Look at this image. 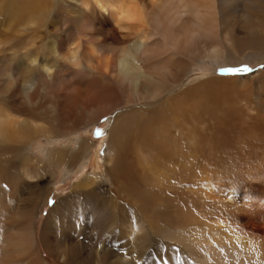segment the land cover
<instances>
[{
    "label": "bare ground",
    "instance_id": "1",
    "mask_svg": "<svg viewBox=\"0 0 264 264\" xmlns=\"http://www.w3.org/2000/svg\"><path fill=\"white\" fill-rule=\"evenodd\" d=\"M110 2L117 4L119 0H110ZM142 3L145 15L144 24L139 27V31L121 35L115 30L109 15L100 13L94 5L91 11H85L80 5V0H0V14L4 16L6 21L2 24L6 30L2 33V38L6 45L1 50L10 46V50L16 49L22 52L21 56L26 60L23 68H17L18 74H20L18 77L23 79L21 76H24L25 79L27 73L30 74L34 71L42 72L44 77L49 76L43 70L44 66H48L42 63L43 60L41 61L39 58V64L35 66L31 64L34 58L42 56L40 54L43 51L42 45L39 49L34 46L35 39L43 34L41 31L45 23L48 22L49 24L46 28L49 29L51 34L53 33L51 38L54 41L48 45L45 56L54 57L57 50L60 53L61 51L65 52L66 46L63 45L60 39L59 42L55 39L56 33L59 31L58 23H60V26L65 27L66 18L69 20L74 17L79 21L77 22L80 25L79 29L84 26L90 33L88 41L92 43V46L88 47L82 43L80 66L79 68L72 66L74 69L72 71L80 76L87 75L84 78L93 77L105 84L106 82H112L108 88L111 91H115L118 87L125 95L123 105L114 108L113 111L106 114L99 115V112H97V115L96 113L94 115V112H92L95 109L94 103L96 102L94 100H98V94L95 93V96H92V93L85 94L87 93L86 91H81L79 96L74 93L79 98L73 99L69 95L70 92H66L68 93L66 95L71 97L70 101L67 103L66 100H61V98L59 101H64V104L67 103L69 110L66 112L68 113L56 112L55 107L49 104L50 115L47 117L46 122L51 124H40L36 122L37 119L22 118L21 115H18L20 112L13 113L14 109L28 108L29 102L26 98L9 99L10 97L6 95L7 93H3L6 92L3 87L4 91L2 90V93L0 90V94H3L0 98V173L3 171L2 161L7 159V156L4 157L3 155L8 153L12 158L16 159L19 167L9 171L6 176L7 180L15 189L23 191L19 181L21 183L22 180L24 184V182H28V179L43 177L45 173L53 176L54 172L51 168L54 165L60 166V164L67 162L69 158L71 162H75L77 159L74 158L77 155L85 158L89 157L88 155L91 154L89 151L92 148L90 139L81 138L75 151L66 150L67 146L61 149H53V144L50 148H43L42 153L45 158L40 159L39 162L36 161L38 158L32 155L30 147L39 135L51 138L60 134L62 137L63 135L67 136L80 127L87 129L89 125L99 121L98 119L104 118L109 122L107 125L109 138L106 141L103 161L108 165L109 170L117 169L118 173H122L125 167V163L123 165L122 162L128 163L129 160L127 158L135 156V161L141 162L139 159L149 155L150 151H156L157 153V157L152 158L149 167L142 169L141 175L138 174L141 177L138 176V178L136 174V180L146 185L144 189H137L138 186L136 188L133 187L135 184L133 186L130 185L128 189L120 188L125 196L137 199V208L141 213V218L139 215L134 216V218L130 217V215L126 219L125 225L119 228L118 235L122 233L125 245L121 247L123 248L121 252H116L118 256H114L116 249L110 250L115 257V264H132L133 259L141 252L140 250L143 247L142 243L139 242V234L144 229L176 239L189 247H197L196 250L200 251V254H198L201 264H264V245L259 243L258 240L242 237L232 230H228L220 221H218L220 223L216 224L208 223L202 217L203 213L199 217L195 212H191L185 203L173 202L167 190H162L161 186L170 187L172 178L177 181L182 176L178 177L175 175L177 174L176 172H171L173 169L170 170L159 165V157L165 155L172 157L173 152L176 153L175 150L170 151L171 148L169 149V146H172V142L169 143L168 139L171 138V141L178 139L173 131V129L180 130L177 126L179 123L177 116L178 114L181 115L180 113H184L186 109L184 104L187 96L190 98L194 96L189 92L188 85L186 86V83H188L186 78L188 76L184 79L187 71H190L194 65L199 66L204 59H210L220 68L228 64H238L241 60L244 61L248 54L255 52L260 54V60L264 62V0H142ZM58 5L64 11V14H61L63 20H48L47 18L54 14L53 12ZM88 16L94 19L93 24L88 23V19L85 18ZM97 16L101 17L104 24H101L102 21L100 23L95 22ZM108 24L110 27L107 28L108 33L105 34L103 29ZM31 48H34L37 54ZM112 53L113 56L115 55L114 57ZM1 75L6 77V80L9 79L10 82L14 79L12 74ZM74 78L76 81L75 76ZM91 78L89 79L91 80ZM78 79L80 80V78ZM227 79H211L209 80L211 81L210 84H206L203 87L197 84V86L193 87L194 91L200 93L203 97L201 99L202 105L193 98L195 103L189 107L190 111L200 113L204 111L209 115L208 117L215 116L216 118L213 136L210 135L208 138L212 150L224 143L231 144L230 141H225L226 137L230 140V134L222 126L228 124L220 121V118H217L218 114L221 117H227V119H234L235 122H233L235 124L238 123L235 126L233 138L243 137L244 126L239 120L240 114L237 115L232 105L226 106L227 101L221 99L232 88L229 87L231 84L229 81H232L231 85H235L240 89H251L252 101L250 102H253L257 111H260L257 114V123L264 127V70H256L246 76L236 74L229 78V81ZM14 82L17 83L18 81L14 80ZM19 82L20 84L24 83L23 80V83ZM77 82L81 84V81ZM87 83L89 82L86 81L84 84ZM61 84L57 86L59 89H61ZM91 85H88V87H91ZM20 87L22 88V86ZM72 87H65V89L74 91V86ZM19 88L17 87V89ZM84 88L86 89L87 86ZM90 89L89 92H91ZM27 93L29 92L27 91ZM206 98L209 103L205 106L204 99ZM190 100L189 102H192ZM162 114H166V116ZM62 117L65 120V128L70 127L67 130L64 129L65 131L61 128L64 122ZM193 117L195 118V116ZM79 119H81L80 122ZM229 126L231 125L229 124ZM55 127L60 130L59 134L56 133L58 130H55ZM255 133L257 134V130H255ZM247 134L250 136L249 141H258V149L264 146L260 144L259 136L252 138L254 134L252 130H248ZM190 135L182 133V136H186L185 138L196 141V137L193 134ZM248 140L247 142L249 143ZM128 145L131 146V151L134 149L131 157L128 155L130 152ZM174 145L177 146V144ZM169 151L172 154L167 153ZM263 153L261 157L258 155L262 160L261 162H264ZM196 156L193 155L194 158ZM214 157H216L215 154ZM163 158L165 159L166 156ZM261 162L259 161V163ZM129 163H132L131 160ZM130 164H127L129 168ZM74 165L72 167H75ZM17 169L20 170L18 171ZM131 170L133 171V169ZM180 172H184L188 176L189 174L199 175L200 171H198L194 163H191ZM102 176H105V174L100 175L98 172L88 173L75 181L72 186L73 195L86 196V200L91 203L89 206L92 205L94 207H92L93 220H89V222H92L91 227H82V230L79 231L78 226L83 224L79 219H82L80 218L81 214L84 216L86 213H67L71 206L70 204L66 205L68 203L65 204L62 199L57 201L49 210L42 223L40 242L52 257L67 261L70 264H105L106 254L109 253V250L105 249L106 246L100 245L103 244L102 240L105 234L116 236L118 229L115 231L114 227L118 225L117 222L119 220L116 217L117 213L114 212L117 200L115 201L105 192L99 191V186L103 187ZM209 177H207L206 184L204 182V186L200 187V190L207 196L216 197L218 193V190L215 189L216 184L209 181L211 179ZM118 183L121 185L120 182ZM13 191L12 188L11 192ZM6 194V191L0 188V264H44L34 249V230L32 227L36 219L38 201L42 198L41 194L35 195L34 192V195L18 197L20 205L17 204L18 202L11 201V199L8 200L9 198L5 197ZM70 201L76 203L78 199L74 197L72 200L68 199V202ZM88 216L90 217V215ZM76 218L79 219L77 220ZM68 222H72V228L66 227L65 224ZM92 242L98 243V249H94L95 244ZM91 244L93 247H91ZM203 248L212 251L214 257L219 255V259L214 258L216 260L215 263H210L204 259V257L208 256L201 252ZM111 259L113 260V258L109 260Z\"/></svg>",
    "mask_w": 264,
    "mask_h": 264
},
{
    "label": "rangeland",
    "instance_id": "2",
    "mask_svg": "<svg viewBox=\"0 0 264 264\" xmlns=\"http://www.w3.org/2000/svg\"><path fill=\"white\" fill-rule=\"evenodd\" d=\"M53 13L54 14H51L50 17L47 18L48 20H50V21H54L55 19L63 20L61 14H64V11H63L61 6L58 5ZM85 18L88 19L89 24H93L94 19L91 16H88ZM4 19H5L4 16L0 14V22H1V26H0L1 27L0 28V50L2 47H4L6 45V43L4 44V39L2 38L3 37L2 33H4L6 31L5 26L4 25L2 26V24H4V22H6ZM66 19L67 20H65V27L60 26V23H58L59 24V31H58L59 34L56 33V36H55V39H57V42H59V39H60V41H62L63 45L67 47V45L69 43L73 42L74 40H76L78 36H82V37H86V39H84L82 43L88 47L92 46V43H90L88 41V37L90 36V33L88 32L86 27L82 26L79 29L80 25H79V23H77L79 21H77V19H75L74 17L70 18L69 20H68V18H66ZM101 21H102L101 17L97 16L95 22L100 23ZM66 22H67V24H66ZM48 24H49L48 22L45 23V26H44L43 30L41 31V32H43V34L40 35L39 38L36 37L37 40L35 39L36 42H35L34 46L39 49L40 46L42 45L43 51L40 54L42 56H39V58L41 61L43 60L42 63H45L49 67L55 69V71L52 75L44 77L42 72L34 71L33 73H30V74L27 73L25 76V79H24V76H21V77H23V79H22V78L18 77V75H20V74H18L17 68L18 67L23 68L24 64L26 63L25 58H23L21 56L23 53L16 50V49L10 50V46H7V47L3 48V50L0 51V68H1L0 69V90H1V93L3 90L2 88L4 87L5 88L4 90H6V92H3V93H7L6 95L10 97L9 99H17L18 100L19 98H26L29 102V106H27L28 108H22L20 110L14 109L13 113L16 114V113L20 112L18 115H21L22 118L25 117L26 119L27 118L37 119L36 122L40 123V124H51L49 122H46L47 117L50 115L49 114L50 108H48L49 104L51 106L55 107L56 112H64L63 114L68 113V112H66L69 110L67 103L70 101L71 97H73V99L77 98L80 95L81 91L82 92L86 91L87 93H85V94L92 93V96H95V93L98 94L97 95L98 100L97 99L94 100V102H96V103L92 102V103H94V108H95L92 111V112H94L93 113L94 115H95V113L97 115V112H99V115L106 114L108 112L113 111L114 108H117L118 106L123 105L125 95L122 93V91L118 87L115 91H111L108 88L112 84V82H106V84H105V83H102V81H98L97 79H95L93 77H92L93 80H96L97 82L93 81L92 78L89 76L88 77L91 78V80L89 78H84V76L87 77V75L84 74L83 76H80L76 72L72 71V70H74L72 66L70 67L69 64L59 60L56 56H54V57L45 56V53L47 52L48 45L54 41L51 38L53 36V33L51 34L49 29L46 28L48 26ZM75 24H76V26H75ZM101 24H104V22L102 21ZM71 25H72V27H71ZM109 27L110 26L108 24L107 27L104 28L106 30L103 29V33H105V34L108 33L107 28H109ZM72 31H73V33H71ZM97 36H99V35H97ZM31 49L33 50L34 53L37 54V52L34 48H31ZM62 50H63V48H62ZM61 53H64V51H61ZM112 56H113V53H112ZM259 56H260V54L258 52H255L252 54L250 53L247 55V57L245 58L244 61L241 60V62L238 64H228V65L220 67V68L217 64L212 62L210 59H204L203 62L201 64H199V66L194 65L190 71H187V75L186 76L184 75L185 76L184 79L188 76V78H186V80L188 82V83H186V86L188 85L187 87L189 88V92L194 95L193 98L196 100V102H198L199 104L202 105L201 99H202L203 95H200V93H196L194 91L193 87L197 86V84H198V86H202V87L205 86L206 84H210L211 81H209V80H211V79H219V78H225V79L228 78L229 79V78H232L236 74L229 73V72H222V70H226V69H230V68H238V67H241L243 65H247L250 68L255 69V71L256 70H262L261 65H264V62L260 60ZM16 62H17V64H16ZM255 71H253V72H255ZM253 72H251V73H239V74L242 76H246V75L252 74ZM1 74H6V75L12 74L13 78H14L13 81L14 80L18 81L17 83L15 82L16 87L14 86V88L11 90L10 93L8 92L7 87H5L8 85L7 83H10V81H9V79L6 80V77H4ZM46 75H48V74L46 73ZM74 76L76 77V81H75ZM78 78H80V80ZM87 79H89V80H87ZM22 80L24 81V83L22 82ZM85 80L89 83L84 84L86 82ZM204 80L207 82H205ZM19 81H21V83H23V84H20ZM77 81H81V84H80V82H77ZM83 81H84V83H82ZM58 82H60V83H58ZM94 82H96V83H94ZM229 82L232 84V81H229ZM61 83L63 84L64 87L62 86ZM78 83H79V85H78ZM91 83H93V84L91 85ZM55 84H57V85H55ZM59 84H61V89H59L57 87ZM231 84L229 86V87H232L231 90H229L227 92V94L221 99H225L227 102H229L228 104L226 102V106L232 105V108H233V110H235L237 112V115L240 114L239 120L241 121L242 125L244 126L243 137L233 138V135L235 133V128H236L235 126H237L238 123L235 124L234 119L233 120L231 118L227 119V117H225V116L221 117L218 114L217 118H220V121L228 124V125L225 124L222 126H224L225 131L227 130L226 132L230 134V136H229L230 140L226 137L225 141H230L231 144H225L224 143L221 146H218L217 148H215V150H212L211 144H210V142H208V138L210 137V135L213 136L216 118H215V116L208 117L209 115H207L206 112H204V111H201V113L195 112L192 110L190 111L189 107L195 103V100H193V98H190L189 96H187L185 104H184L186 107L184 113H186V114L184 115V113H180L181 115L178 114V116H177V121L179 120V123H180V121L182 123V124L181 123L179 124L177 122L178 123L177 126L179 127L180 130L173 129L174 135H175V137H178V139L177 140L173 139L171 141L170 140L171 138L168 137L169 138L168 142L169 143L172 142V146L171 147L169 146V149L171 148L170 151L175 150L176 153L173 152V154H172L169 151L167 153H171L172 157L171 156L168 157L167 155H165L166 156L165 159L163 158L165 156L159 157L160 158V160H159L160 166H163L164 168H168L170 170L173 169L171 172H176L177 173V174H175L176 176H178V177L182 176V177L179 178L177 181H174L172 178V180H170L172 182V185L170 187H164V186L162 187L161 186V189L164 191L167 190V193H169L170 198L173 202H179L181 204L185 203L187 205V207L191 210V212H193V213L195 212L196 215L197 214L199 215V217H201V214L203 213L204 215H202V217L205 218V220L208 223L216 224V223L221 222V224L223 226H225L228 230H232L233 232H235L238 235H241L242 237H249V238H253L255 240H258L259 243L264 245V162H261L262 160L260 159V157L262 156L261 154L264 152V146L261 148L259 147L260 149H258V147H257L258 141L257 142H254L253 140L249 141L248 139L250 136L247 134L248 130L249 131L252 130L254 133L252 135V138L255 136H259L260 141H261L260 144L264 145V142H263V140H264V127L260 126V123L259 124L257 123L258 122L257 114H259L260 111L259 110L257 111L253 102H250V101H252L251 89H246V90L242 89V88L240 89V88L236 87L235 85H231ZM71 85L74 86L75 90H77L76 92H74L75 90L69 91V90L65 89V87L73 88ZM88 85H91V87H88ZM93 85H94V87H93L94 90L92 91ZM20 86H22V88ZM78 86L80 87L81 90L79 89ZM86 86H87V88L85 89L84 87H86ZM17 87L18 88L20 87V88L17 89ZM55 88H57L58 90ZM90 88H92V89H90ZM83 89H85V90H83ZM89 89L91 90V92H89ZM236 90H238V91H236ZM27 91L29 93H27ZM66 92H68V93L70 92L69 95H71V97L66 95V94H68ZM74 93H77L78 96H75L77 94H74ZM2 95L3 94H0V98L2 97ZM60 98H61V100L62 99L66 100L67 103L64 104V101H61V100L59 101ZM190 99H192V100H190ZM189 100L192 102H189ZM204 100H205V106H206V104L209 103V100L207 98ZM118 101H120V102H118ZM98 102H100V103L98 104ZM232 102H234V103H232ZM3 106H5V105H3ZM17 110H19V111H17ZM92 112H91V114H92ZM31 114H33V115H31ZM58 115H60V114H58ZM162 115L166 116V114H162ZM201 115H204V116H201ZM193 116H195V118ZM77 117L79 118V116H77ZM191 117H193V119H191ZM62 118L64 120V117H62ZM80 120L81 119H79V122H80ZM98 120L99 121H97L93 125H89L87 129H84V127H80L77 130L72 131V133L68 134L67 136L63 135V137H62V135L60 134V135H56L54 138H51L49 136H48L49 137L48 138L46 136L39 135L37 137V139L31 144V147H30L32 155H34V156H36V158H38V160H36L37 162H39L40 159L45 158V156L42 153V150H44L43 148H47V147L50 148V146L53 144L52 145L53 149H61L65 146H67L68 148H66V150L75 151L77 146H79L77 144H79V140L81 138L90 139L92 141V148L89 151L91 154H89L88 155L89 157H87V158H85L84 156L77 155L74 158V159H77L75 162H71L70 158H69V159H67V162H65L64 164H60V166L58 165L59 167L57 165H54L51 168V170L54 172L53 176H50L49 173H45V175L43 177L36 178V179H28V182L26 181L27 183L24 182V184H23L22 180H21V183L19 181V185L22 186L21 189L23 191H21L19 189H15L8 182L7 177H6L11 169H16L19 167L18 162L16 161V159L12 158V156H10L8 153H7V155L6 154L3 155L4 157L7 156V159L5 161H2L3 171H2V173H0V176H1L0 188L3 191H6L7 194L5 197H7V199L9 198L8 200H10V199H11V201L13 200V202H18L17 204H19V198L20 197L22 198V197H25L26 195H30V194L34 195L33 194L34 192H35V195L38 193L41 194L42 198L40 201H38L39 206H38V209L36 211L35 223L33 224L32 227L34 230L33 231L34 249H35V252L40 257V260L44 264H70L67 261H63L60 259H56L55 257H52L49 253H47L46 249L43 247V245L40 242V231H41L42 223H43L45 217L47 216L49 210L54 206V204L57 201H60L62 199L65 202V204L68 203L66 205L70 204L71 207L69 210H67V213H71V212H73L74 214H76V213L80 214L81 212L84 214L86 213V215H84L85 217L83 216V214H81L80 218H82V219L76 218L77 220L79 219V221L83 223L82 225L78 226L79 231L82 230V227H87V226L91 227V225H92L91 224L92 223L91 221L93 220L92 210L94 207L92 205L89 206L91 203H89V201L86 200V196L76 195V194H75L76 195L75 196L72 193V186H73L74 182L79 180L83 176L87 175L88 173L98 172V173H100V175L104 173L105 176H102V178H101V180L103 182V187L99 186L100 187L99 191H103L108 196H110V198H113L115 201L117 200L116 201L117 206L114 208V212L117 213L116 217L119 220V222H117L118 225H115V227H114L115 231L118 229L116 231L117 234L115 237L109 236L108 234H105L103 237V240H102L103 244L100 245V246H103V245L106 246L105 249L109 250L108 251L109 253L106 254L105 264H115V261H114L115 257L114 256L115 255L118 256V254L116 252H118V253H119V251L121 252V249H123L121 247L123 245H125L123 242V241H125L123 239V235H121L122 233L118 235V231H119V228H121L125 225L126 219L130 215H131L130 217H132V218H134V216H136V215H139L141 218V213L137 208L138 207L137 199L131 198L129 196H125L123 194V192L121 191V189H123V188L128 189L130 187V185L133 186V184H135V186H133L135 188L138 186L137 189H140V190L144 189L146 185L142 182L137 181L136 178L139 175H141L140 173H142V171H141L142 169H147L149 167V164H150L152 158L153 157L155 158L157 153H156V151L155 152L150 151L149 155L143 156L142 158L139 159L141 162L135 161V158H134L135 156L132 158H127V160H129V162L131 160L132 163L130 164L129 162L128 163L122 162L123 165L125 163L124 171H126V172L123 171L122 173H118L117 169H113L112 171L109 170L108 165H106L103 161L104 152L106 149V141L109 138V136H108L109 134L107 135V132H108V126L107 125L109 122L107 120H105L104 118H101ZM227 121H230L231 123L227 122ZM79 122H78V124H80ZM229 124L231 126H229ZM52 126H54V125H52ZM62 126H61V128H63V130L64 129L67 130L70 128V127L65 128L66 127L65 126V120H64ZM76 126H79V125H76ZM181 127H183V128H181ZM97 128L101 129L102 133H103L99 137L96 136ZM55 130H58L56 132L57 134L60 133L59 132L60 130L57 127H55ZM255 130H257V134L255 133ZM64 131H61V132H64ZM182 133L185 135L186 134L187 135L193 134L196 137V141H192L188 138H185L186 136L185 137L182 136ZM247 136H248V138H247ZM200 137H202V138H200ZM200 139H201V141H200ZM203 139H205L207 141H204ZM246 139L249 141V143L247 142ZM173 144H177V146L176 145L173 146ZM253 145H255L256 147L255 146L253 147ZM175 146L179 150H177L175 148ZM178 146H179V148H178ZM128 147H130V152L128 155H129V157H131V156H133L131 154H133L132 152L134 151V149H133V151H131V149H132L131 146L128 145ZM234 149H235V151H234ZM199 150L200 151L202 150L201 152L203 154ZM247 151H249V152H247ZM190 153H192V154H190ZM205 154H207V155H205ZM214 154L216 157H214ZM193 155H197L196 158H194ZM258 155H260V157ZM173 156H174V158H173ZM249 156H251V157H249ZM161 158H163L164 160ZM13 159H14L15 163L13 162ZM195 159H197V161H195ZM259 161L261 163H259ZM134 162H137V163L134 164ZM162 162H164V163H162ZM147 163H148V165H147ZM169 163H171V164H169ZM189 163L190 164L194 163L195 167L198 169V171H200L198 173L199 175L189 174L188 176H186L184 172H180V171H183L184 168L187 167V165L189 166L190 165ZM200 163H201V165H200ZM127 164H130V168L127 166ZM197 164H198V166H197ZM73 165L75 167H72ZM131 169H133V171ZM17 170L19 171L20 169H17ZM3 172H4V174H3ZM132 173H134V174H132ZM136 174H137V177H136ZM209 176L211 177V179ZM139 177H141V176H139ZM207 177H209V179H210L209 181H212L213 183L216 184L215 189L218 190L216 197L207 196L204 192H203L204 193L203 194L200 190V187L204 186L203 183L205 182V184H206ZM204 178H206V179H204ZM123 179L128 180V181H125ZM200 179H202V180H200ZM5 181L7 182V184ZM118 182H120L121 185H119ZM8 183H9V185H8ZM1 184H2V186H1ZM28 184H30V185L27 186ZM31 185H33V186H31ZM12 188L15 192L14 191L11 192ZM74 197H76L78 199V201L76 203H73L72 201L68 202V199L72 200V199H74ZM49 200H53L54 203L49 204L48 203ZM87 204H88V206H86ZM97 204H96V206H97ZM21 205H22V203H21ZM80 208H81V210H80ZM89 212H91V213H89ZM88 215H90V217ZM76 219H75V221H77ZM89 220H91V221L89 222ZM218 221H220V222H218ZM71 223L72 222L66 223L65 224L66 227L72 228L73 224H71ZM206 227H207V225H206ZM117 236H119V238H117ZM139 237H140L139 242L142 243L143 247L140 250L141 252H139L136 255V257L133 259L134 262L131 260L132 264H201V262L199 260L200 259V257H199L200 251L196 250L197 247H194V248L189 247L188 245H186L184 243L182 244V242H180L176 239L162 236L159 233H156V232H153V231H150L147 229H144L142 231V233L139 234ZM143 241H144V243H143ZM139 242H138V244H139ZM92 243L95 244L94 249H98V247H99L98 243H95V242H92ZM184 245H186L187 247ZM91 247H93L92 244H91ZM112 249H116V251L114 252V256H113V252L111 253V251H110ZM201 252H204V255L208 256V257H204V259L208 260L210 263H215L216 260L214 258L219 259V255L214 257L213 252L208 250L207 248H203L201 250ZM111 254H112V256H111ZM107 258H109V259L113 258V260L111 259L112 262L109 263V261H111V260H109Z\"/></svg>",
    "mask_w": 264,
    "mask_h": 264
},
{
    "label": "clouds",
    "instance_id": "3",
    "mask_svg": "<svg viewBox=\"0 0 264 264\" xmlns=\"http://www.w3.org/2000/svg\"><path fill=\"white\" fill-rule=\"evenodd\" d=\"M80 5L85 11H91L94 5L100 13L109 15L115 30L121 35L139 31V27L143 25L145 21L142 0H119L117 4L111 3L110 0H80ZM84 39H86V37L78 36L76 40L67 45L64 53H60L57 50L55 56L59 60L75 68H79L80 53L82 51V42ZM31 64L33 66L39 64V57L34 58ZM43 70L48 75H52L55 71L54 68L48 66H44ZM14 86V81L6 86L9 93Z\"/></svg>",
    "mask_w": 264,
    "mask_h": 264
},
{
    "label": "snow or ice",
    "instance_id": "4",
    "mask_svg": "<svg viewBox=\"0 0 264 264\" xmlns=\"http://www.w3.org/2000/svg\"><path fill=\"white\" fill-rule=\"evenodd\" d=\"M261 68L264 69V65H261ZM255 71V69L253 68H250L249 66L247 65H243L241 67H238V68H230V69H226V70H222V72H229V73H234V74H239V73H251ZM103 133H102V130L97 128L96 130V136L99 137L101 136ZM49 204H53L54 201L53 200H49L48 201Z\"/></svg>",
    "mask_w": 264,
    "mask_h": 264
}]
</instances>
